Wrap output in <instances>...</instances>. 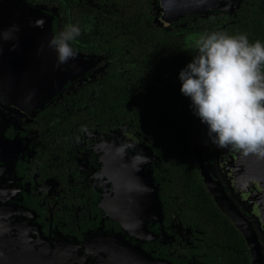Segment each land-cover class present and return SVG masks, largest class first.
Instances as JSON below:
<instances>
[{
  "label": "flooded vegetation",
  "instance_id": "af4514ba",
  "mask_svg": "<svg viewBox=\"0 0 264 264\" xmlns=\"http://www.w3.org/2000/svg\"><path fill=\"white\" fill-rule=\"evenodd\" d=\"M25 1L31 7L55 11L52 37L63 30L58 11L64 12L71 6L77 8V16L83 17L102 8L106 24L104 31H81L70 42L76 53L71 66L79 69V73L75 79L65 80L42 108L33 103L22 106L0 103V130L5 140L0 142V264H22L28 259L35 264L52 260L53 264H115L119 261L116 256H100L103 253L100 246L119 253L125 245L137 246L144 253L134 257L136 263L144 260L149 261L145 264H156L152 261L161 260L162 264H207L206 255L201 253V233L188 224L189 218L182 216L181 207L172 204L180 198L202 197V193L214 202L205 176L211 180L216 197L232 204L244 219L258 243V254L264 264V223L253 215L255 204L251 201L256 196L245 178L248 156L230 147L217 148L211 144L207 126L195 115L190 138L184 134V142H188V148L190 145L189 159L173 160L169 155L173 149L170 132L157 127L156 115L146 129L140 127L139 119L132 127L118 124L107 107L102 113L92 111L98 88H105L102 91L106 93L103 98L106 101L108 86L115 84L97 78L115 60L111 51L113 40L120 44L124 38L123 32L113 34L109 30L110 25L124 22V16L115 15L116 5L123 0H51L54 7L49 0ZM148 2L152 14L154 4L152 0ZM256 3L262 5L264 0H241L239 5ZM235 9L229 15L220 12L190 15L168 25L166 51H172L173 43L179 46L173 50L185 58L189 51L198 54L196 42L207 33L204 30L208 25L221 22L222 28L226 20L233 23ZM128 43L129 38L122 43L123 47L119 46L120 62L124 63L119 66L120 71L132 65L125 48ZM156 43L163 44L154 39L141 41L134 35L132 45ZM135 54L136 61L144 57ZM147 190V199L155 191L162 203L163 216L159 222L151 200H135ZM131 214L149 218L142 223L140 218L138 221L134 216L129 218ZM229 220L244 243L241 264H252L244 236ZM130 224H143L146 231L143 228L142 232L141 229L135 232L133 226L131 231L125 230L124 226L128 228ZM59 253L64 255L58 258L55 255ZM228 253V257L233 255L231 250ZM221 254L216 255V264H235L231 259L224 262Z\"/></svg>",
  "mask_w": 264,
  "mask_h": 264
},
{
  "label": "trees",
  "instance_id": "16d2710c",
  "mask_svg": "<svg viewBox=\"0 0 264 264\" xmlns=\"http://www.w3.org/2000/svg\"><path fill=\"white\" fill-rule=\"evenodd\" d=\"M47 3L49 6L53 5L52 1L50 4ZM150 5L148 0H123L121 5H116L117 14L115 15L120 14L125 19L123 24L110 25L109 30L113 34L123 32L125 35L120 44L117 39H114L115 37L113 38L114 45H111V51L114 53L112 56L115 60L105 73L97 78V80H112L115 84L108 86L106 101L103 99L106 93L102 91L105 88H98L99 91L94 95L95 107L92 111L102 113L107 107V112L113 116L112 120L115 119L118 124L132 127L133 123L139 119L140 127L146 129L151 127V121L156 115L157 127L160 126L169 131L171 135L173 149L169 151L170 158L189 159L190 145L188 148V142H184V134L190 138L194 114L190 99L180 93L181 83L178 76L197 53L189 51L185 58L180 52L174 51L179 49V46L173 43L170 44L172 51L169 53L166 51L167 44L164 42L168 26L155 25L152 21L153 15L150 13ZM235 10L233 23L226 20L223 22L224 27L221 28V22H211L204 31L224 32L230 36L247 34L250 43L260 41L264 44V4H240ZM58 13L62 18L63 29L66 25L72 24L78 25L81 31L102 32L105 30L106 22L102 8L93 9L87 17L77 16V8L73 6ZM221 14L229 15L230 13ZM173 24L175 23L170 25ZM134 35H137L141 41L147 42L154 39L163 44L156 43L154 46L146 44L136 47L132 45ZM128 38L131 43H128L125 48L131 55L132 65L120 71L119 66H124V63L120 62L122 54L120 47H123L122 43ZM135 52L138 55L144 54V57L136 61L133 59L137 56ZM118 81L120 83H117ZM139 96H144L145 99H138ZM202 194V197L197 198L176 199L172 204L181 207L184 212L182 216L189 218L188 224L201 233V253L206 255L207 264H216L215 257L221 254V251H223L221 255L224 257V262L231 259L235 264H241V248H244L242 237L232 226L231 221L215 206L213 200L206 194ZM204 242L205 245H203ZM228 250L233 252L230 257H228Z\"/></svg>",
  "mask_w": 264,
  "mask_h": 264
},
{
  "label": "water",
  "instance_id": "95a60500",
  "mask_svg": "<svg viewBox=\"0 0 264 264\" xmlns=\"http://www.w3.org/2000/svg\"><path fill=\"white\" fill-rule=\"evenodd\" d=\"M240 1L152 0L154 4L152 14L155 15V25L166 27L190 15H207L210 12L231 13L230 10L238 8ZM46 10L43 6L31 7L25 0H0V103L14 104V106L33 103L36 108H42L61 88L65 80H73L76 78L75 75L79 73V69H73L74 66H71L72 62L74 63L73 59L58 66L55 51L48 47V42L52 38L50 33L53 31V14H56L54 10L51 13L46 12ZM39 21H43L42 26H39ZM197 121L194 123L195 128H197ZM1 132L3 131L0 130V142H3L5 140ZM197 145L198 132H196L195 139L196 160H198ZM244 158H242V161ZM241 166L244 169L245 160L243 164L241 163ZM246 170L248 173L245 176L247 186L249 190L255 193L253 196H256V199L250 200L255 204L253 206L255 208L253 215L258 216L259 220H262L264 223V158L249 155L247 157ZM204 182L208 190L213 194L214 202L218 208L234 222L244 236L252 255V264H261L260 255L258 254V243L252 231L247 228L244 219L236 212L232 204L223 198L216 197V192L212 190L211 180L206 176L204 177ZM148 194L149 191L147 190L139 199L135 200H151L153 210L156 209L155 215L159 222L160 217L163 216L162 203L158 195L155 194V191L147 199ZM140 207L143 208L142 205ZM128 216L132 218L134 215ZM134 217L137 221L140 218L142 223H145L149 218L148 215L143 214L140 217ZM140 225L134 226L130 224L129 226L127 225L128 228L124 226V229L131 231L133 226L135 232L139 231V229L142 232L143 228L146 231L145 226L142 228L143 224ZM116 236L122 237L120 235ZM115 247L119 248L122 246ZM110 248L106 250V248L100 246V249L103 250L100 256H116L119 261L115 264H145L149 262L141 260L139 263H136L135 256H144V253L137 246L125 245L119 253L118 251L111 253ZM95 254L97 255V253ZM62 255L64 254L59 253V255L55 256L60 258ZM130 256H133V259L129 258ZM53 263L54 260L45 262V264ZM152 263L162 264L163 261L157 260L152 261ZM22 264H35V262L28 259V261H24Z\"/></svg>",
  "mask_w": 264,
  "mask_h": 264
},
{
  "label": "clouds",
  "instance_id": "9594fccd",
  "mask_svg": "<svg viewBox=\"0 0 264 264\" xmlns=\"http://www.w3.org/2000/svg\"><path fill=\"white\" fill-rule=\"evenodd\" d=\"M80 35L69 24L49 40L58 66L75 58L70 42ZM196 46L198 54L179 73L180 93L207 126L210 143L264 158V44L217 31L201 35Z\"/></svg>",
  "mask_w": 264,
  "mask_h": 264
}]
</instances>
